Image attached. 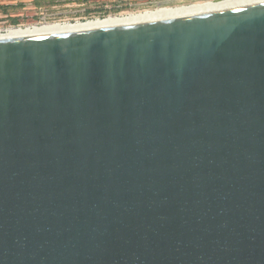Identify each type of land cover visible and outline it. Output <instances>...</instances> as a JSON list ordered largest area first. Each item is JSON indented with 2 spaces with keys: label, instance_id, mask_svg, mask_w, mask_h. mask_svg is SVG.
I'll list each match as a JSON object with an SVG mask.
<instances>
[{
  "label": "water",
  "instance_id": "water-1",
  "mask_svg": "<svg viewBox=\"0 0 264 264\" xmlns=\"http://www.w3.org/2000/svg\"><path fill=\"white\" fill-rule=\"evenodd\" d=\"M216 5L0 39V264H264V0Z\"/></svg>",
  "mask_w": 264,
  "mask_h": 264
},
{
  "label": "rangeland",
  "instance_id": "rangeland-1",
  "mask_svg": "<svg viewBox=\"0 0 264 264\" xmlns=\"http://www.w3.org/2000/svg\"><path fill=\"white\" fill-rule=\"evenodd\" d=\"M152 1L154 0H26V3L15 6L0 5V30L46 22L75 23L111 16L140 14L156 10L143 6ZM204 3L160 8H165L162 11H171Z\"/></svg>",
  "mask_w": 264,
  "mask_h": 264
},
{
  "label": "bare ground",
  "instance_id": "bare-ground-1",
  "mask_svg": "<svg viewBox=\"0 0 264 264\" xmlns=\"http://www.w3.org/2000/svg\"><path fill=\"white\" fill-rule=\"evenodd\" d=\"M234 9L231 5H216L202 8H183L171 11H151L140 14H126L111 16L92 21H78L75 23H43L30 26L10 27L0 30V39L23 38L49 34L80 32L100 28H109L129 24L154 22L172 18L188 17L200 14H209Z\"/></svg>",
  "mask_w": 264,
  "mask_h": 264
},
{
  "label": "flooded vegetation",
  "instance_id": "flooded-vegetation-1",
  "mask_svg": "<svg viewBox=\"0 0 264 264\" xmlns=\"http://www.w3.org/2000/svg\"><path fill=\"white\" fill-rule=\"evenodd\" d=\"M223 1H227V0H154L150 3H147V4L145 3L146 5L143 4V6H147L148 9H156L153 11H162V9H165V8H160V7H176V6H182V5H189V4L196 3V2L198 3L205 2L204 4H206V2L220 3ZM193 6H199V5H193ZM185 8H189V7H185ZM177 9H183V8H177ZM40 24H43V23H40Z\"/></svg>",
  "mask_w": 264,
  "mask_h": 264
},
{
  "label": "crops",
  "instance_id": "crops-1",
  "mask_svg": "<svg viewBox=\"0 0 264 264\" xmlns=\"http://www.w3.org/2000/svg\"><path fill=\"white\" fill-rule=\"evenodd\" d=\"M26 3V0H0V5H11L15 6L18 4Z\"/></svg>",
  "mask_w": 264,
  "mask_h": 264
}]
</instances>
